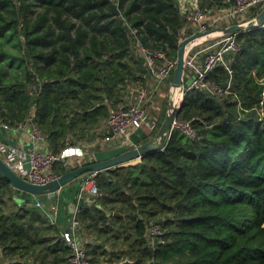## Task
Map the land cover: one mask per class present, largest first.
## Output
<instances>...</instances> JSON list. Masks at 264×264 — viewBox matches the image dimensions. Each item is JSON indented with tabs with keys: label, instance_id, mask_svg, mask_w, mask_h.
Listing matches in <instances>:
<instances>
[{
	"label": "trees",
	"instance_id": "obj_1",
	"mask_svg": "<svg viewBox=\"0 0 264 264\" xmlns=\"http://www.w3.org/2000/svg\"><path fill=\"white\" fill-rule=\"evenodd\" d=\"M186 22L180 0H0V123L33 117L61 153L90 137L128 85L145 78L132 29L178 58ZM237 38L226 91L193 88L179 108L196 137L175 129L140 162L96 171L101 194L74 198L93 261L264 264V25ZM230 76L221 63L209 74L220 86ZM168 114L166 101L152 135ZM88 162L60 159L54 170ZM37 201L0 172V264H71L59 223ZM150 223L164 229L156 246Z\"/></svg>",
	"mask_w": 264,
	"mask_h": 264
},
{
	"label": "built area",
	"instance_id": "obj_2",
	"mask_svg": "<svg viewBox=\"0 0 264 264\" xmlns=\"http://www.w3.org/2000/svg\"><path fill=\"white\" fill-rule=\"evenodd\" d=\"M190 2L193 4L192 6ZM216 2L215 5L210 6L207 0H180L182 11L187 19L182 39L191 34L209 31L217 27L255 22L257 14L260 12L256 13V10L262 5L264 7V0H216ZM137 31V28L132 29V34H135L132 51L143 58L147 72L145 78L128 85L123 101L117 108H110V114L107 118L108 134L101 140L103 143H111L122 149L136 146L132 133L139 127L144 128L153 140L157 137L158 133L152 135L158 129L157 116L152 113V106L161 87L172 84V76L178 61V58L170 56L163 49L144 45L137 36ZM238 31H212L195 39L187 46L184 79L193 76V82L189 85L184 84L182 87L171 85L169 113L172 111V102H175L177 111L187 92L193 88H201L214 95H221L226 91L224 90L225 86H220L216 81L210 79L209 74L217 64H224L231 75L226 87L230 86L233 69L231 68L232 60L228 54L240 50L241 45L237 38ZM215 34H221L223 37L216 40L215 37L218 36L212 37ZM214 41L217 43L213 44L212 51L210 44ZM196 43L201 45L195 47ZM32 120L33 117L28 121L32 126V137L35 141H40L45 138V135L31 122ZM3 125L10 127L8 123H3ZM175 129L182 130L190 137H196L198 134L192 120L182 119L177 114L167 133L166 143ZM95 143L96 141L90 144ZM33 144L29 148H25L19 144L0 139V155L10 167L33 182L45 183L58 177L60 174L54 170V164L57 160H66L69 164L74 160L73 146L65 147L61 153L55 154L52 150H40L36 146L37 142ZM89 161L94 160L90 159ZM28 162H30L29 166H27ZM95 174L96 171H92L82 176L81 189L78 195L79 201L86 196L85 192L93 195L101 194ZM37 204L42 205L39 199ZM78 211L79 202L75 207L69 228L62 232L64 239L72 249L71 264H115L93 261L86 248L87 238ZM163 232L161 224L150 223L148 225L147 234L152 245L156 246L157 240H162Z\"/></svg>",
	"mask_w": 264,
	"mask_h": 264
},
{
	"label": "water",
	"instance_id": "obj_3",
	"mask_svg": "<svg viewBox=\"0 0 264 264\" xmlns=\"http://www.w3.org/2000/svg\"><path fill=\"white\" fill-rule=\"evenodd\" d=\"M113 9L115 12L120 13V9L117 7L116 3H113ZM263 25H264V7L257 14L255 22H250L248 24H233L230 26L217 27L215 29H210L209 31L197 32L183 38L180 41L178 61L172 77V86L182 87L184 84L189 85L193 82V76L184 79L186 50H187V46L192 41L209 32L216 30H223L225 32H234L238 30L251 29L254 27H261ZM227 85L228 82L223 84V86L225 87ZM171 108L172 111L163 121L161 128L159 129V132L157 134V137L154 138V140L152 138L151 139L148 138L149 133L144 128L139 127L132 133V138L136 143V146L128 149L118 148L117 150H115L116 153L112 156L90 161L88 163H84L77 167L68 169L64 173L60 174L58 177L48 182L37 183L29 180L28 178L21 175L16 170H14L12 167H10L1 155H0V172L10 180L13 187L31 193L39 200L44 197L55 198L57 196L58 191H60L62 188H64L72 181L79 179L87 172L101 171L104 169L113 168L117 166L136 164L142 160L143 156L146 153L163 148L166 144L167 133L171 128L172 121L175 115H177L179 112V109H177L176 111L175 102H172ZM135 159H137V161L133 162V160ZM116 213L119 214L120 212L117 211ZM128 263H132V261L128 258L119 262V264H128Z\"/></svg>",
	"mask_w": 264,
	"mask_h": 264
},
{
	"label": "crops",
	"instance_id": "obj_4",
	"mask_svg": "<svg viewBox=\"0 0 264 264\" xmlns=\"http://www.w3.org/2000/svg\"><path fill=\"white\" fill-rule=\"evenodd\" d=\"M225 32V31H224ZM214 36L221 37V34H215ZM200 43H196L194 46H200ZM173 77V76H172ZM170 84L163 85L159 92L157 93L156 99L154 100L152 106V113L156 116H159L161 112L164 110L163 105L165 106L166 97H171L172 87ZM169 88H168V87ZM168 88L167 96L164 93V88ZM169 95V96H168ZM164 100V101H163ZM170 107V104H169ZM31 123L26 122L18 127H5L3 123H0V139L9 141L14 144H19L22 147L29 148L33 143L37 142L36 146L43 151H50L49 142L46 138L35 141L31 134ZM108 134V124L107 119L104 120L101 124L97 125L94 129L93 134L85 139L79 140L76 144L70 145L73 146V150L75 152L74 159L77 162H82L83 160H97L103 159L108 156L114 155L118 148L111 143H103L102 138L106 137ZM95 144H90L94 143ZM30 165V162L27 163V166ZM82 178V176H81ZM75 181V182H74ZM60 191L57 192V196L55 198L52 197H44L42 198V206H44L47 211H51V216L53 221H57L60 223V228L65 231L70 226V221L72 219L74 210H75V202L74 198L79 195V191L76 188L79 187L81 179L74 180ZM34 196V195H32ZM35 199H38L34 196Z\"/></svg>",
	"mask_w": 264,
	"mask_h": 264
},
{
	"label": "rangeland",
	"instance_id": "obj_5",
	"mask_svg": "<svg viewBox=\"0 0 264 264\" xmlns=\"http://www.w3.org/2000/svg\"><path fill=\"white\" fill-rule=\"evenodd\" d=\"M190 5L192 6L193 4L190 2ZM184 6H185V4H184ZM222 37H223V36H221V37H215V39H216V40H220ZM214 43H217V41H214V42H212V43L210 44V48H211V50H212V47H213V44H214ZM212 51H213V50H212ZM167 87H168V86H167ZM167 87L164 88V89H165V90H164V93L166 94V96H167V92H168V88H169V87H168V88H167ZM168 96H169V95H168ZM170 100H171V99H170ZM163 101H164V100H163ZM166 101H167V103H169L168 97H166V100H165V106L163 105V107H166ZM71 163H72L71 165H73V164H76V163H78V162H77V160L74 159V160L71 161ZM70 223H71V221H70ZM59 227H60V223H59ZM60 229H61V228H60ZM163 230H164V229H163ZM125 259H127V258H125ZM125 259H123V260H125ZM128 259H129V258H128ZM131 261H132V260H131ZM99 262H102V261H99ZM103 262H104V261H103Z\"/></svg>",
	"mask_w": 264,
	"mask_h": 264
},
{
	"label": "bare ground",
	"instance_id": "obj_6",
	"mask_svg": "<svg viewBox=\"0 0 264 264\" xmlns=\"http://www.w3.org/2000/svg\"><path fill=\"white\" fill-rule=\"evenodd\" d=\"M136 161H137V159L133 160V162H136Z\"/></svg>",
	"mask_w": 264,
	"mask_h": 264
}]
</instances>
